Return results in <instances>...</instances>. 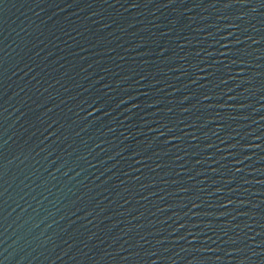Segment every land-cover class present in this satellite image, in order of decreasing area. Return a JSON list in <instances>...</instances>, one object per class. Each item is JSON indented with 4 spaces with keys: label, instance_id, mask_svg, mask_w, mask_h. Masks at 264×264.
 I'll use <instances>...</instances> for the list:
<instances>
[{
    "label": "water",
    "instance_id": "water-1",
    "mask_svg": "<svg viewBox=\"0 0 264 264\" xmlns=\"http://www.w3.org/2000/svg\"><path fill=\"white\" fill-rule=\"evenodd\" d=\"M0 264H264L262 0H0Z\"/></svg>",
    "mask_w": 264,
    "mask_h": 264
},
{
    "label": "snow or ice",
    "instance_id": "snow-or-ice-1",
    "mask_svg": "<svg viewBox=\"0 0 264 264\" xmlns=\"http://www.w3.org/2000/svg\"><path fill=\"white\" fill-rule=\"evenodd\" d=\"M262 5H264V0H262Z\"/></svg>",
    "mask_w": 264,
    "mask_h": 264
}]
</instances>
